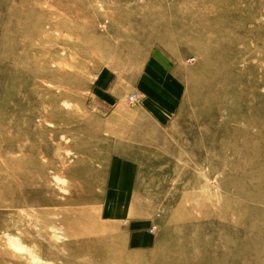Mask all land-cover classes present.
<instances>
[{
    "label": "rangeland",
    "instance_id": "obj_1",
    "mask_svg": "<svg viewBox=\"0 0 264 264\" xmlns=\"http://www.w3.org/2000/svg\"><path fill=\"white\" fill-rule=\"evenodd\" d=\"M0 264H264V0H0Z\"/></svg>",
    "mask_w": 264,
    "mask_h": 264
},
{
    "label": "crops",
    "instance_id": "obj_2",
    "mask_svg": "<svg viewBox=\"0 0 264 264\" xmlns=\"http://www.w3.org/2000/svg\"><path fill=\"white\" fill-rule=\"evenodd\" d=\"M154 68H167L166 65L162 64H154V66H148L147 69H154Z\"/></svg>",
    "mask_w": 264,
    "mask_h": 264
},
{
    "label": "built area",
    "instance_id": "obj_3",
    "mask_svg": "<svg viewBox=\"0 0 264 264\" xmlns=\"http://www.w3.org/2000/svg\"><path fill=\"white\" fill-rule=\"evenodd\" d=\"M135 97H133V96H130V100H133Z\"/></svg>",
    "mask_w": 264,
    "mask_h": 264
},
{
    "label": "bare ground",
    "instance_id": "obj_4",
    "mask_svg": "<svg viewBox=\"0 0 264 264\" xmlns=\"http://www.w3.org/2000/svg\"><path fill=\"white\" fill-rule=\"evenodd\" d=\"M249 153L251 154V153H252V150H251V151H249Z\"/></svg>",
    "mask_w": 264,
    "mask_h": 264
}]
</instances>
